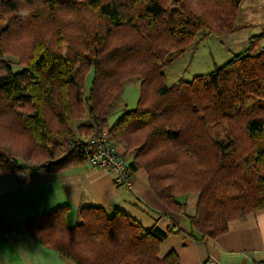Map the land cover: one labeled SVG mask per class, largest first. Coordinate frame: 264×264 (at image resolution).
Wrapping results in <instances>:
<instances>
[{
    "label": "trees",
    "instance_id": "16d2710c",
    "mask_svg": "<svg viewBox=\"0 0 264 264\" xmlns=\"http://www.w3.org/2000/svg\"><path fill=\"white\" fill-rule=\"evenodd\" d=\"M241 1L0 0V144L19 156L0 153V177L79 166L87 142L106 131L130 151L129 173L145 171L149 188L185 216L195 240L216 238L231 220L264 208L263 33L190 80L168 86L163 72L200 32H233ZM131 77L139 78L137 103L109 124ZM189 193L197 195L191 214ZM68 209L37 214L24 230L75 264L179 262L174 250L159 253L178 228L147 229L101 206L80 207L69 227Z\"/></svg>",
    "mask_w": 264,
    "mask_h": 264
},
{
    "label": "crops",
    "instance_id": "0c3cea01",
    "mask_svg": "<svg viewBox=\"0 0 264 264\" xmlns=\"http://www.w3.org/2000/svg\"><path fill=\"white\" fill-rule=\"evenodd\" d=\"M234 29L221 37L244 50L251 36L264 31V0H242ZM238 48L231 53L242 51ZM117 149L125 151L121 144H117ZM129 174V188L117 187L109 169L92 166L88 161L58 174L20 172L1 176L0 264H75L41 245L23 227L27 219L60 205L69 206L65 214L69 227L77 222L80 207L101 206L108 214L120 209L147 229L154 224L163 230L180 229L169 234L159 247L161 256L174 250L179 256L178 264H205L207 260L264 264V208L231 220L227 231L216 238L195 240L189 235L185 216L170 211L149 188L145 171L137 169ZM185 201L187 212L193 213L197 195L189 193ZM157 213L162 215L155 218Z\"/></svg>",
    "mask_w": 264,
    "mask_h": 264
},
{
    "label": "rangeland",
    "instance_id": "374dc122",
    "mask_svg": "<svg viewBox=\"0 0 264 264\" xmlns=\"http://www.w3.org/2000/svg\"><path fill=\"white\" fill-rule=\"evenodd\" d=\"M236 45V44H235ZM238 48L232 45L229 39L221 35H207L204 31L200 32L196 40L189 48L175 58L170 64L163 68L165 74V84L172 85L179 79L190 80L195 74L209 72L223 64L231 57V52ZM238 50H242L239 49ZM20 64H12L13 70H18ZM92 74L86 75V90L91 82ZM139 97V78L131 77L123 82L121 91L115 101L114 109L108 117L111 124L124 109L135 107ZM124 152H129L125 149Z\"/></svg>",
    "mask_w": 264,
    "mask_h": 264
},
{
    "label": "built area",
    "instance_id": "2783aa9c",
    "mask_svg": "<svg viewBox=\"0 0 264 264\" xmlns=\"http://www.w3.org/2000/svg\"><path fill=\"white\" fill-rule=\"evenodd\" d=\"M84 153L87 161L92 166L106 168L113 173V181L117 187H130L131 178L127 168L130 154L129 152H119L117 144L109 140L106 131H102L96 137L90 139L84 148ZM205 264L220 263L207 260Z\"/></svg>",
    "mask_w": 264,
    "mask_h": 264
},
{
    "label": "clouds",
    "instance_id": "9594fccd",
    "mask_svg": "<svg viewBox=\"0 0 264 264\" xmlns=\"http://www.w3.org/2000/svg\"><path fill=\"white\" fill-rule=\"evenodd\" d=\"M0 153H3L10 161L19 159V156L10 144H0Z\"/></svg>",
    "mask_w": 264,
    "mask_h": 264
}]
</instances>
